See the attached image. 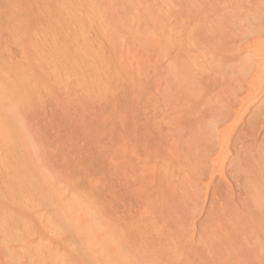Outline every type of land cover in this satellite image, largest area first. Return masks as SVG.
Returning <instances> with one entry per match:
<instances>
[{
	"label": "rangeland",
	"instance_id": "1",
	"mask_svg": "<svg viewBox=\"0 0 264 264\" xmlns=\"http://www.w3.org/2000/svg\"><path fill=\"white\" fill-rule=\"evenodd\" d=\"M258 26L264 0H0V264H264Z\"/></svg>",
	"mask_w": 264,
	"mask_h": 264
},
{
	"label": "bare ground",
	"instance_id": "2",
	"mask_svg": "<svg viewBox=\"0 0 264 264\" xmlns=\"http://www.w3.org/2000/svg\"><path fill=\"white\" fill-rule=\"evenodd\" d=\"M264 27V26H263ZM262 26L261 27H259L258 26V28L259 29H257L256 28V32H258V30H259V33H261L260 32V30L262 31H264V28H263ZM263 34V33H262ZM263 36V35H262ZM257 44H255V46L253 47L252 46V48H254V49H252L251 51H249L250 50V48H249V50H248V56H246L245 58L246 59H244L243 58V60L242 61H245L244 63L242 62L241 63V65L243 66V64H244V66H243V69L244 68H246V70H247V73H249V71H252V69L254 68V71H256V70H258V72H260L261 74L262 73H264V41L262 42V43H260V44H258V47L256 46ZM249 47V46H248ZM255 47H257V48H255ZM236 59V58H235ZM239 60V59H238ZM237 61V60H236ZM240 62H241V60H240ZM242 66H241V69H242ZM248 67V68H247ZM249 68H252L251 70L249 69ZM249 69V70H248ZM244 71H245V69H244ZM258 72H257V74H258ZM256 73V72H255ZM256 74V78H257V80L256 81H259V79L260 78H262L261 76L259 77L258 75ZM260 75V74H259ZM263 76H264V74H263ZM255 78V79H256ZM263 79L264 78H262V79H260V81L256 84V82H255V84L253 83V85H255V86H257L260 82L262 83H264V81H263ZM262 80V81H261ZM254 81V80H253ZM262 83V84H263ZM259 86V85H258ZM258 86L257 87H255V89H257L258 88ZM260 86H262V85H260ZM253 88H254V86H253ZM261 88V90H257V91H259V92H256V91H254V92H256L255 94H249L250 96H252L250 99H251V101L250 100H247L248 101V104H250L249 102H253V101H258V100H262V98H263V100H262V102H261V105H262V103L264 104V84H263V86L262 87H259L258 89H260ZM3 89V88H2ZM2 89H0L1 91H0V93H4L3 91L5 90H2ZM5 94V93H4ZM1 97H3L2 95H1ZM0 97V98H1ZM260 102V101H259ZM257 104V103H256ZM259 105V104H258ZM261 105H259V106H261ZM9 106V105H8ZM264 107V106H263ZM9 108H12V107H8V109ZM248 108V107H247ZM10 110V109H9ZM243 110V109H242ZM10 112H12V110L10 111ZM242 117V116H241ZM227 135V134H226ZM224 136V137H222L221 139H222V143L221 144H224V146L228 143L227 141H228V136ZM230 137V136H229ZM227 138V139H226ZM227 142V143H226ZM228 145V144H227ZM225 148H226V146H225ZM223 152H224V150H222ZM223 152H220V154H222ZM225 152H226V149H225ZM230 152V151H229ZM229 154V153H228ZM224 155V156H223ZM230 155V154H229ZM222 156H223V158L221 157V162H224L223 160L224 159H227V154L226 153H224V154H222ZM220 157V156H219ZM226 157V158H225ZM219 159V158H218ZM218 168H220V169H222V167H218ZM219 170V169H218ZM219 171H222V170H219ZM26 174V173H25ZM8 220V219H7ZM6 219L4 220L5 222L7 221ZM63 220H60V222H59V226H63V224L62 223H64V222H62ZM4 223V222H3ZM65 224V223H64ZM64 226H66V225H64ZM9 233V232H8ZM7 233V236H9V234H10V236H13L14 235V233H9L8 234ZM12 234V235H11ZM15 237V236H14ZM20 239V238H19ZM19 239H17V240H19ZM21 239H22V237H21ZM21 242H25V241H22L21 240ZM26 243L27 244H23V245H21L20 247H21V249L23 250V251H21L22 253V255H23V252H24V257H25V254H27V252L28 253H34V255H36L37 256V254H35V253H37V252H33V251H31V252H29V250H31V249H29V250H27V247L29 248L30 247V245H34V244H32L31 243V241H26ZM35 243V242H34ZM19 244H20V242H19ZM18 248V247H17ZM35 248V247H34ZM20 249V250H21ZM24 249H26V251L24 250ZM33 250V249H32ZM42 251V250H41ZM26 252V253H25ZM39 252V251H38ZM31 253V255H33ZM33 255V256H34Z\"/></svg>",
	"mask_w": 264,
	"mask_h": 264
}]
</instances>
